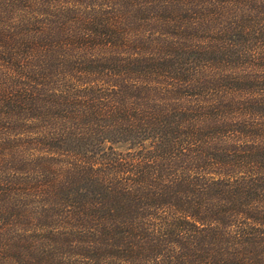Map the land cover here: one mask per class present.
Here are the masks:
<instances>
[{
	"label": "trees",
	"instance_id": "trees-1",
	"mask_svg": "<svg viewBox=\"0 0 264 264\" xmlns=\"http://www.w3.org/2000/svg\"><path fill=\"white\" fill-rule=\"evenodd\" d=\"M0 264H264V0H0Z\"/></svg>",
	"mask_w": 264,
	"mask_h": 264
}]
</instances>
